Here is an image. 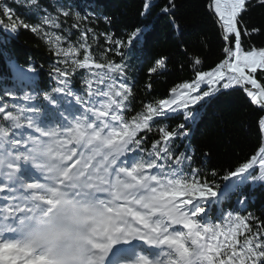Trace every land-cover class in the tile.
Listing matches in <instances>:
<instances>
[{
    "label": "snow or ice",
    "instance_id": "obj_1",
    "mask_svg": "<svg viewBox=\"0 0 264 264\" xmlns=\"http://www.w3.org/2000/svg\"><path fill=\"white\" fill-rule=\"evenodd\" d=\"M14 3L37 22L16 17L9 26L0 20V27H23L44 38L57 64L51 69L55 87L42 97L35 89L21 97L19 84H34L35 69L11 63L16 85L0 96V264H264V219L230 211L213 222L219 186L201 179L188 146L179 151L176 143L190 138L188 125L221 92L242 91L264 110V47L242 46L243 36L259 31L242 27L252 0H212L208 9L220 28L224 59L197 71L202 61L196 58L191 82L134 115L125 48L132 52L141 29L128 41L114 40L95 27L81 28L93 17L66 2ZM144 9H150L147 0ZM175 10L168 0L163 12ZM0 11L9 20L15 15L7 3ZM101 38L120 62L93 55ZM164 66L158 59L149 73ZM77 76L83 88L76 87ZM176 114L183 122L175 129L157 125ZM258 124L264 130V116ZM154 127L158 138L151 140ZM224 179L225 198L241 185L264 182V147Z\"/></svg>",
    "mask_w": 264,
    "mask_h": 264
},
{
    "label": "trees",
    "instance_id": "obj_2",
    "mask_svg": "<svg viewBox=\"0 0 264 264\" xmlns=\"http://www.w3.org/2000/svg\"><path fill=\"white\" fill-rule=\"evenodd\" d=\"M65 2L71 5L74 12L93 17L91 23L84 22L81 28L95 27L97 32L107 33L114 40L128 41L133 31L142 30L141 38L131 45L132 52L128 53L125 48L128 83L134 96L132 115L140 111L144 104L170 98L173 87L191 82L195 78L193 61L196 58L202 61L197 71H208L224 59L220 28L214 22L216 17L208 9L212 0H174V14L163 12L168 0H147L150 3L147 11L144 9L146 0H59V3ZM0 3H7L15 12L9 20L0 11V20L5 26L13 23L16 17L29 24L37 22L35 17L25 14L26 6L16 4L14 0H0ZM41 3L44 7H55L58 0H41ZM172 20L175 24L170 23ZM243 22L242 27L248 31L253 28L259 30L251 36L242 37L243 48L264 47V7L257 6V0H252V6L243 14ZM92 47L94 56H107L115 62L121 60L115 49L107 51L110 45L103 38L99 40V47L95 43ZM52 48L53 45L44 38L23 27H18L16 32L0 27V96L5 89L16 85L10 67L13 62L25 69H35L37 74L34 84L25 81L19 85L22 91L18 95L21 97L33 89L40 92L42 97L44 92L55 87V75L51 69L56 66L57 58ZM161 58L165 59V66L150 74L149 68ZM78 72L87 75L86 71ZM75 84L77 88L84 87L79 76ZM6 102L12 103L13 99L9 97ZM199 112L197 121L188 125L190 138L182 144L180 141L176 143L180 144L179 151H184L188 146L192 167L200 169V178L219 186L217 199L220 202L212 206L211 219L220 222L219 217L230 211L240 214L251 212L264 219V182L241 185L228 198L221 193V189L229 183L225 176L258 154L260 147H264V130L258 124L264 112L252 104L246 94L236 90L221 92ZM182 122L183 117L176 114L167 121L158 120L156 123L167 124L172 130ZM149 135L151 140L158 138L155 127ZM242 197H246L244 204L238 203Z\"/></svg>",
    "mask_w": 264,
    "mask_h": 264
},
{
    "label": "water",
    "instance_id": "obj_3",
    "mask_svg": "<svg viewBox=\"0 0 264 264\" xmlns=\"http://www.w3.org/2000/svg\"><path fill=\"white\" fill-rule=\"evenodd\" d=\"M253 103V102H252ZM254 104V103H253ZM258 105V104H257ZM259 106V109L261 110V111H263L264 112V110H262V108H261V106L260 105H258Z\"/></svg>",
    "mask_w": 264,
    "mask_h": 264
},
{
    "label": "rangeland",
    "instance_id": "obj_4",
    "mask_svg": "<svg viewBox=\"0 0 264 264\" xmlns=\"http://www.w3.org/2000/svg\"><path fill=\"white\" fill-rule=\"evenodd\" d=\"M30 75L32 74V73H29Z\"/></svg>",
    "mask_w": 264,
    "mask_h": 264
}]
</instances>
